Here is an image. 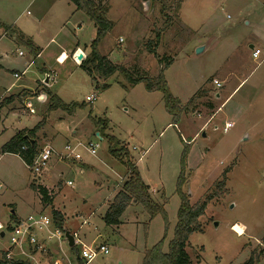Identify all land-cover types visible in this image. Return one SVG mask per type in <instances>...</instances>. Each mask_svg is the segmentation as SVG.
I'll return each instance as SVG.
<instances>
[{
  "label": "rangeland",
  "instance_id": "374dc122",
  "mask_svg": "<svg viewBox=\"0 0 264 264\" xmlns=\"http://www.w3.org/2000/svg\"><path fill=\"white\" fill-rule=\"evenodd\" d=\"M27 1L31 0H0V15L11 7L5 18L8 27L17 21L16 28L36 35L33 22L38 18L44 30L42 40L54 36V41L43 60L17 83V87L30 83L36 90L38 84L28 80L42 79L44 95L37 100L26 96L0 107V157L1 147L14 136L20 119L22 125L32 128L42 121L41 131L48 136L59 131L62 151L66 144L99 145L96 156L79 147L82 160L60 161L54 155L48 165L50 169L53 160H58L66 167L60 180L66 195L60 201L65 231L77 233L90 248H109L108 255H99L91 264H143L146 253L160 243L167 253L178 224L180 192L192 206L207 203L198 220L201 231L189 238L191 264H246L251 257L264 264V58L254 59L250 49L254 45L264 50V0H105L113 27L98 46L100 54L126 69L132 80H155L161 61L172 60L165 72L171 95L182 106L196 98L177 124L165 107L162 92H149L145 84L132 83L120 72L95 80L80 67L97 29L75 4L83 16L82 26H75L78 18L66 26V12L49 11L48 4L42 5L44 0H34L30 6ZM18 43L19 47L13 45L10 50V58L21 69L32 55L28 47ZM62 45L68 53L77 45L88 50L86 54L77 50L70 53L68 62L59 66L52 53ZM199 48L203 50L197 53ZM11 59L6 63L8 70L0 76L6 84L13 81L15 65ZM44 67L57 72L55 81L44 73ZM215 80L222 86L217 87ZM18 92L15 89L8 97ZM50 92L60 94L70 111L53 108ZM93 96L95 100L88 102ZM75 104L83 106L73 110ZM99 121L105 128L98 126ZM227 123L232 127L224 132ZM110 139L115 140L117 149L128 151L127 157L164 214L151 218L143 205L133 202L118 225L106 224L104 218L128 172L125 152L122 160L115 157ZM227 170L225 185L220 187ZM182 172L185 182L179 189ZM40 176L14 157L0 158L3 227L13 216L25 219L39 210L34 208L38 191L31 185H43ZM50 211L46 214L52 216ZM8 228L0 231V259L10 247ZM80 248L72 250L62 244L72 259Z\"/></svg>",
  "mask_w": 264,
  "mask_h": 264
},
{
  "label": "trees",
  "instance_id": "16d2710c",
  "mask_svg": "<svg viewBox=\"0 0 264 264\" xmlns=\"http://www.w3.org/2000/svg\"><path fill=\"white\" fill-rule=\"evenodd\" d=\"M78 10H82L89 19L94 23L97 29V35L95 40L91 45V50L89 55L85 60L81 63V68L86 71L91 77L95 80H105L109 77L113 76L115 73L120 72L124 74L127 79L131 80L132 83H143L145 84L146 89L149 92L160 91L164 95L165 107L168 113L173 117V124H177L183 114L187 112L192 104L195 102L196 98H191L187 105L182 106L178 99L174 98L167 86V82L165 80V72L172 65V60L161 61L163 64L161 70L159 71V75L155 80L147 79V78H138L136 80L131 79V75L129 72L123 67L117 66L108 60L107 57H104L100 54L98 50V46L100 42L105 38L106 34L112 29L113 23L108 19V7L105 6V0H70ZM183 0H180L182 2ZM8 28L4 27L0 23V29ZM13 36V33H12ZM159 37V35L157 36ZM18 39V38H17ZM20 42H23V38H19ZM154 56L158 57V55L152 50L151 51ZM161 60V59H160ZM50 98L53 102V108L59 107L64 110H68L69 106L64 104L59 98L49 93ZM83 105H73L71 108L73 110L76 107H82ZM98 126L105 125L99 121ZM39 127L35 128L31 131H20L18 132L8 143H6L2 149V154H13L19 156L27 166H30L37 154L40 152L38 150V145L34 142V138L36 136ZM111 144V153L119 158L123 159L122 153L125 157V163L127 167V175L126 180L123 183L122 189L116 195L113 203L109 207V210L104 218V221L107 225H118L120 216L127 209V207L135 202L143 205L145 210L149 213L151 218L156 217L159 214H164V209L156 204L152 199L150 193V187L146 185L140 173L136 167V165L127 157L128 151L123 148L117 149L114 144V139H110ZM117 142V141H116ZM118 144V142L116 143ZM188 153V145L186 146L183 153V164L185 163L186 156ZM228 170L224 173L223 178L224 181L221 182L220 187L225 185L226 175ZM185 182V174H182L179 177L178 188L180 189L181 185ZM32 187L39 192L42 196L43 202L45 204L50 203L49 195L46 189L43 187H36L32 185ZM181 194V206L179 209V218L178 224L175 229L174 239L171 241L169 246V251L167 253H163L162 247L163 243L155 246L151 251H148L145 255L143 264H191L190 256L187 252V246L189 242L190 236L195 232H200L201 227L198 222L199 217L202 216L207 203H197L196 205H191L187 195L183 192ZM53 217L55 220V224L58 228L64 229V219L63 217L56 211H53ZM259 261L256 260V257H251V259L246 264H258ZM0 264H28L23 262H9L6 260L5 254L0 259Z\"/></svg>",
  "mask_w": 264,
  "mask_h": 264
},
{
  "label": "crops",
  "instance_id": "0c3cea01",
  "mask_svg": "<svg viewBox=\"0 0 264 264\" xmlns=\"http://www.w3.org/2000/svg\"><path fill=\"white\" fill-rule=\"evenodd\" d=\"M33 1L34 0H31L30 2L27 1L28 2L27 6L33 5L32 4ZM44 1H45V3L42 5L48 4L49 11L59 12L62 9V12H66L65 13V14H67L66 15L67 20L65 23L66 26L72 25V19H74V18L75 19L78 18L75 26L78 24H80L81 26L83 25L82 13H80L79 11H76L74 5H72V2L70 0H44ZM10 9H11V7H8L7 11L9 12ZM7 11L2 12V15H0V23L2 25H4V27L9 29V30H7L5 28L0 29V76H2V72H5L8 70V68L6 67V63H7V61L9 62V60L11 59L10 54H12V51H10V50L12 48H14L13 45L18 46V47L21 45V43H18V42H20V40H18L19 38L24 39L22 44L29 48L32 56L30 57V61L24 62L23 67L21 69H18V67L16 66V65H18V62L11 59L12 64L15 65L14 66L15 69L12 70V75H11V79H13V81L6 84L5 82H2V79H0V81H1L0 82V101L3 99L0 102V105H1L0 107L8 106V105L16 102L17 100L22 101L23 98H25L26 96H28V97L31 96V99L37 100L39 97L44 95V91H42L43 90L42 83H41L42 79L41 80L38 79L37 81H36V79H34L33 81L28 80V82H31V84H34V85L38 84L36 90H33L29 87L30 83L21 84V85H19V87H17V83H21L20 81H23V77H25V75H27L28 72L32 71V68L35 67L39 61L43 60V57L46 55L47 51L50 48V44L54 41V36L47 38V40L45 39V41L42 40L43 39L42 34L44 33V30L42 28L41 21H39L38 18H36L33 22V25L36 26V28L38 30V33H39L38 35H36L35 33H32L30 30L24 29L23 27H17L16 28L17 21L13 22V25L11 24V27L10 26L8 27L7 24H9V23H7V21L5 20L6 16L8 15ZM73 24H74V21H73ZM14 28H15V30H13ZM82 29H80V30L82 31ZM10 31H14L13 36H12V34H10ZM91 41H94V40L92 39ZM253 48H255V46ZM76 50L80 51V52L82 51L86 54L88 47H85V49H82L80 46L77 45L76 48H74L72 52L70 50L68 53V51H66V49H65V46L62 45V46H59L58 48H56L54 50V53H52V52L51 53L56 55V60L58 62V65L62 66L65 63H67L68 60L70 59V56H69L70 53H71V55H73L76 52ZM18 51H19L18 52L19 57L21 59H24V56H25L24 53L20 50H18ZM20 52L23 53V55H20ZM82 57L87 58V56H85V55H83ZM86 58H83V59H86ZM43 69H44V73H47L48 75H50L52 77L51 79L53 81H55V77L53 75L56 76L57 72H53L46 67H44ZM15 75H19V78H16ZM35 76H36V74H35ZM246 80H247V78L244 79L243 81H241V83L234 89L232 95L238 90V88ZM15 89H18L19 92L14 94L13 96L8 97V95L10 93H12V91ZM52 95L56 96L57 98H59L62 101L60 94H52ZM23 109H24V110H22V111H24L23 113L28 114L27 109H25V108H23ZM31 112H32L31 114H33V110ZM31 119L34 121L38 120L37 117H35V116H32ZM22 124H24L23 120L20 119V125L18 128L15 129L14 136L20 131H24V130L25 131H31V130H34L35 128L39 127V130L37 131L36 136L33 139L34 142H36L38 145V150L39 151L42 150L45 146H51L55 150L61 151V148L63 147V143L61 144V142L58 141L59 137H60L59 131H54V133L52 135L48 136L44 132L41 131V130H43V129H41L42 121L41 122L38 121L37 125L34 126L33 128L26 126V125H22ZM69 128H70L69 129V131H70L72 129V127H69ZM13 137H11V139ZM41 139H43V140L45 139L46 141H41ZM2 147H1V149H2ZM3 156H11V157L18 159L28 169V166L24 163V161L19 156L13 155V154H2L1 153V157H3ZM62 165H64V166H62ZM64 171H66L65 164H62L58 160H53L50 169L47 168V170H45L41 174V176L39 177L40 178L39 180H42L43 185H37L36 184L37 182L32 184L36 187L37 186L43 187L44 189L47 190L48 195H49V199H50L49 204H45L43 202L42 196L39 194V192H37L32 187V185H31V187H32V189H34V191L37 192V196H38V201L36 203V206H34V208L39 209V210L36 211L35 214H38V213L46 214L49 210H51L50 213H52V216H53V211H56L63 217L64 224H65V216H64V213L61 209V206L64 207V205H62L63 202L62 203L60 202L61 200H64L66 198V195L63 192L62 184L60 183V180L65 173ZM35 181H37V178ZM69 183H71V182H68V184ZM69 185H71V184H69ZM0 186H2V188H0V189H3V185L0 184ZM43 210H45V212H43ZM13 213L15 214L14 211H13ZM22 219H24V218L13 216L11 218L12 224H10L11 222H9L6 224V226L10 228L13 224H15L16 222H18ZM85 222H87V221H85ZM87 224H88V222H87ZM0 225H2V224L0 223ZM6 226H4V228ZM1 233H4V232H1ZM57 256L60 257L59 253L57 254Z\"/></svg>",
  "mask_w": 264,
  "mask_h": 264
},
{
  "label": "built area",
  "instance_id": "2783aa9c",
  "mask_svg": "<svg viewBox=\"0 0 264 264\" xmlns=\"http://www.w3.org/2000/svg\"><path fill=\"white\" fill-rule=\"evenodd\" d=\"M120 42H123V39H120ZM20 55H23V53L20 52ZM252 56L256 60L264 58V50L253 48ZM15 77L19 78V75H15ZM214 84L217 87L222 86L218 80H215ZM93 100H95V96L87 98L88 102H92ZM231 127L232 124L227 123L224 132H227ZM79 147H84L89 154L96 156L99 145L92 143L89 146H84L79 143L75 146L66 144L63 151H57L51 146H45L37 154L33 163L28 166V169L35 175L40 176L47 170L50 160L54 155L60 161L78 162L82 160V155L78 152ZM4 229L0 225V231ZM8 230L10 231V247L6 251L5 257L9 262H23L28 264H91L99 255H108L110 253L109 248L105 245L96 248L88 247L79 239L77 233H75L73 235L71 234L75 240V245L71 249L73 250L78 245H81V248L79 252L76 251L75 258L72 259L62 249L64 242L68 244L65 229L58 228L55 224L54 217L44 213L31 214L25 219L13 224ZM58 253L60 257L57 256Z\"/></svg>",
  "mask_w": 264,
  "mask_h": 264
},
{
  "label": "water",
  "instance_id": "95a60500",
  "mask_svg": "<svg viewBox=\"0 0 264 264\" xmlns=\"http://www.w3.org/2000/svg\"><path fill=\"white\" fill-rule=\"evenodd\" d=\"M253 45L250 46V49H253ZM203 49L202 48H199L197 50V53H200ZM98 137L100 136L99 134L97 135ZM203 136L205 137V134H203ZM5 233H1V236L4 237ZM65 236H66V239L68 241V245L70 248H73L74 245H75V240H74V237L71 235V233L69 231H66L65 232Z\"/></svg>",
  "mask_w": 264,
  "mask_h": 264
},
{
  "label": "bare ground",
  "instance_id": "6f19581e",
  "mask_svg": "<svg viewBox=\"0 0 264 264\" xmlns=\"http://www.w3.org/2000/svg\"><path fill=\"white\" fill-rule=\"evenodd\" d=\"M239 235V234H238Z\"/></svg>",
  "mask_w": 264,
  "mask_h": 264
}]
</instances>
